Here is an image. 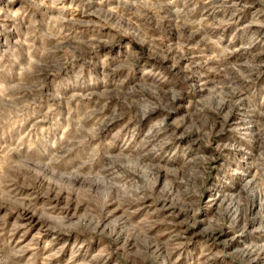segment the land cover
<instances>
[{
  "label": "rangeland",
  "instance_id": "1",
  "mask_svg": "<svg viewBox=\"0 0 264 264\" xmlns=\"http://www.w3.org/2000/svg\"><path fill=\"white\" fill-rule=\"evenodd\" d=\"M0 264H264V0H0Z\"/></svg>",
  "mask_w": 264,
  "mask_h": 264
},
{
  "label": "bare ground",
  "instance_id": "2",
  "mask_svg": "<svg viewBox=\"0 0 264 264\" xmlns=\"http://www.w3.org/2000/svg\"><path fill=\"white\" fill-rule=\"evenodd\" d=\"M245 252L249 253V255L252 254V251L246 250Z\"/></svg>",
  "mask_w": 264,
  "mask_h": 264
}]
</instances>
